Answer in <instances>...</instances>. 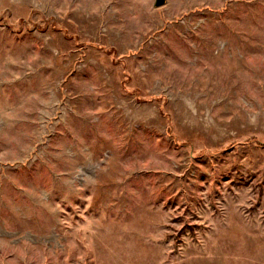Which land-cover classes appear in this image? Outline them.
<instances>
[{
    "label": "rangeland",
    "instance_id": "1",
    "mask_svg": "<svg viewBox=\"0 0 264 264\" xmlns=\"http://www.w3.org/2000/svg\"><path fill=\"white\" fill-rule=\"evenodd\" d=\"M0 0V264H264V0Z\"/></svg>",
    "mask_w": 264,
    "mask_h": 264
},
{
    "label": "water",
    "instance_id": "2",
    "mask_svg": "<svg viewBox=\"0 0 264 264\" xmlns=\"http://www.w3.org/2000/svg\"><path fill=\"white\" fill-rule=\"evenodd\" d=\"M165 0H157V2H156V6H161V5H163V4H165Z\"/></svg>",
    "mask_w": 264,
    "mask_h": 264
}]
</instances>
